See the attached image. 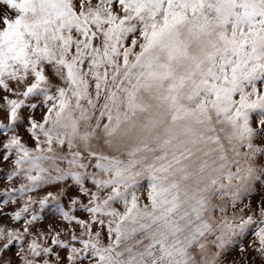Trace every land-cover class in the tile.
<instances>
[{
	"label": "snow or ice",
	"instance_id": "6c2138e0",
	"mask_svg": "<svg viewBox=\"0 0 264 264\" xmlns=\"http://www.w3.org/2000/svg\"><path fill=\"white\" fill-rule=\"evenodd\" d=\"M0 264H264V0H0Z\"/></svg>",
	"mask_w": 264,
	"mask_h": 264
}]
</instances>
